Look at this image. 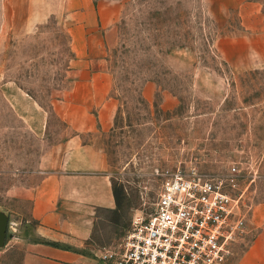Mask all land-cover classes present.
Returning <instances> with one entry per match:
<instances>
[{
  "label": "rangeland",
  "instance_id": "rangeland-1",
  "mask_svg": "<svg viewBox=\"0 0 264 264\" xmlns=\"http://www.w3.org/2000/svg\"><path fill=\"white\" fill-rule=\"evenodd\" d=\"M121 15L105 37L106 65L119 101L114 129L92 140L107 156L118 206L100 210L81 251L95 256L116 249L132 218L150 214L164 177L196 170L202 177L237 178L246 204L264 199V69L234 70L220 57L218 36L240 28L235 0H115ZM264 12V0H257ZM8 0H0V86L15 82L48 113L49 131L36 138L11 111L0 89V173L28 170L45 149L67 135L54 103L69 86V50L58 20L21 30L13 26ZM177 97L163 110L160 92L141 97L147 81ZM85 140L91 138L85 135ZM6 245L0 264H20L22 245L8 238L34 235L28 204L9 201ZM13 211H18L16 214ZM26 225H31L25 234ZM235 246L237 259L251 235ZM23 239V238H22Z\"/></svg>",
  "mask_w": 264,
  "mask_h": 264
},
{
  "label": "crops",
  "instance_id": "crops-1",
  "mask_svg": "<svg viewBox=\"0 0 264 264\" xmlns=\"http://www.w3.org/2000/svg\"><path fill=\"white\" fill-rule=\"evenodd\" d=\"M4 2V0H1ZM14 27L27 30L58 20L65 29L69 50V86L54 108L67 135L56 141L28 170L0 173V210L9 201L28 204L26 222L35 226L39 240L11 236L22 245L20 264H103L81 251L91 238L100 210L116 206L107 156L92 140L114 129L119 101L114 77L106 65L105 37L121 15L115 0H8ZM237 10L240 28L218 36L216 48L234 70L264 69V12L257 0H235L223 5ZM147 80L141 97L150 102L160 92L163 110L177 107V97ZM12 113L36 138L49 131L48 113L15 82L0 86ZM85 135L91 136L85 140ZM18 214V211H13ZM251 235L237 264H264V199L250 207ZM23 238V239H22ZM7 236L5 239L6 245ZM46 242L57 244L50 245Z\"/></svg>",
  "mask_w": 264,
  "mask_h": 264
},
{
  "label": "built area",
  "instance_id": "built-area-1",
  "mask_svg": "<svg viewBox=\"0 0 264 264\" xmlns=\"http://www.w3.org/2000/svg\"><path fill=\"white\" fill-rule=\"evenodd\" d=\"M237 178L202 177L196 170L168 173L150 214L139 212L120 246L101 254L104 264H232L249 232Z\"/></svg>",
  "mask_w": 264,
  "mask_h": 264
},
{
  "label": "water",
  "instance_id": "water-1",
  "mask_svg": "<svg viewBox=\"0 0 264 264\" xmlns=\"http://www.w3.org/2000/svg\"><path fill=\"white\" fill-rule=\"evenodd\" d=\"M9 228L7 215L0 210V248L5 245V239Z\"/></svg>",
  "mask_w": 264,
  "mask_h": 264
},
{
  "label": "trees",
  "instance_id": "trees-1",
  "mask_svg": "<svg viewBox=\"0 0 264 264\" xmlns=\"http://www.w3.org/2000/svg\"><path fill=\"white\" fill-rule=\"evenodd\" d=\"M113 193H114V196H115V201H116V206H118V199H117V197H116V194H115V191L113 190ZM26 227V229H25V234H29V232H30V229H31V225H26L25 226ZM46 243H48V244H50V245H55V246H57V244H55V243H53V242H46Z\"/></svg>",
  "mask_w": 264,
  "mask_h": 264
}]
</instances>
